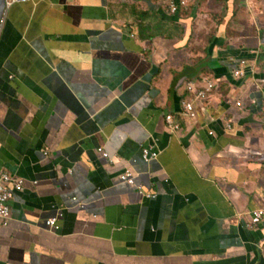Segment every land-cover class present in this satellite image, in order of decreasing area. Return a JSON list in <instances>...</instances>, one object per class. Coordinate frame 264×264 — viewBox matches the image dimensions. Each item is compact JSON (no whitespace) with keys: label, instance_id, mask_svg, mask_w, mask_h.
I'll list each match as a JSON object with an SVG mask.
<instances>
[{"label":"crops","instance_id":"obj_1","mask_svg":"<svg viewBox=\"0 0 264 264\" xmlns=\"http://www.w3.org/2000/svg\"><path fill=\"white\" fill-rule=\"evenodd\" d=\"M7 2L0 173L23 187L0 264H264V226L247 227L264 196V0ZM190 81L215 88L200 104Z\"/></svg>","mask_w":264,"mask_h":264},{"label":"built area","instance_id":"obj_2","mask_svg":"<svg viewBox=\"0 0 264 264\" xmlns=\"http://www.w3.org/2000/svg\"><path fill=\"white\" fill-rule=\"evenodd\" d=\"M30 0H8L7 4L11 2H28ZM188 0H167V8L171 14H176L179 11L181 6H186ZM243 72L238 70L235 72V76H241ZM188 92L194 94V101H198L202 104L203 101L208 99L209 93L215 88L214 82H206V87L197 88V83L190 81L185 84ZM238 105H241L238 102ZM182 107L185 113L192 119H196L197 117V109L195 108V103L190 99H187L183 102ZM167 122L169 123L171 128H178V126L174 123L173 117L171 115L166 117ZM99 154L103 158H108V154L104 151L103 148H98L97 150ZM142 160L149 164L154 160H157L160 156V151L154 148L152 145L144 146L142 148ZM136 175L135 172L131 169H126L119 177V180L122 184L129 185L131 187H136L139 189V193L147 198H156L155 194L145 193L142 190L141 186L136 185ZM23 187V180L20 178L11 177L9 174L5 172L0 173V223L7 224L10 219V207L9 201L12 200L15 192L21 191ZM262 202L257 205L251 212L248 217L247 227L249 229L258 228L260 226H264V196L261 198ZM74 200V199H73ZM58 216L50 217L46 223L48 227L56 232L59 230L58 226ZM264 257V250L262 252Z\"/></svg>","mask_w":264,"mask_h":264}]
</instances>
